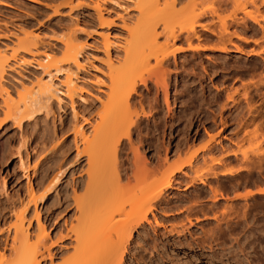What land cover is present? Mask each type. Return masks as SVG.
<instances>
[{
	"label": "rangeland",
	"instance_id": "1",
	"mask_svg": "<svg viewBox=\"0 0 264 264\" xmlns=\"http://www.w3.org/2000/svg\"><path fill=\"white\" fill-rule=\"evenodd\" d=\"M81 1L76 0L68 9L69 4L65 0H0V19H4L1 24L4 28L15 30V24L21 22L26 28L43 33L48 42L56 37L51 34L58 35L61 30L63 35L67 32L71 26L69 19L77 12L81 27L76 34L85 42L86 46L82 48L89 52L85 64L87 74L81 75L87 78L84 77L86 83L91 84L96 80L94 77L99 78L93 87L85 83L83 89H86L81 91L84 99L75 97L74 103L81 117L92 123L100 107L94 95L97 93L95 84L101 82L99 87L104 90L107 81L101 38L93 32H108L112 41L111 51L115 55V46H119L126 35L121 20L132 23L138 12L135 0H101L103 11L106 9L104 18L108 23L109 20L112 22L100 25L92 4L85 3L89 0ZM228 1L217 12L226 20L227 31L223 32L218 18L208 9L210 0H199V5L195 4L197 7L201 5L204 11L198 20L206 28L194 25L200 37L192 42L203 49L196 56H191L190 52H176L178 66L172 59L168 65L165 64L170 68L166 77L170 111L166 112L163 94L159 90L161 87H156V90L150 80L147 87L137 84L143 95L140 103L135 101V107L139 109L141 104L145 111L143 114L153 115H149L148 120L143 118L138 130H131L129 137L137 146L139 156L144 157L141 160H145L148 170H154L147 181L157 177L166 166L167 163L161 165L164 154H167L170 166L172 162L176 164L186 160L194 152L191 164L199 167V172L205 173L206 179L203 183L193 180L192 171L187 166H184V172H176L170 186L163 187L154 204V217L148 213L149 220H143L132 229L123 253V264H264V193L233 195L264 187V0H238L245 2L246 8L258 9V13L254 12L257 23ZM55 4L58 6L56 13L53 12ZM233 11L236 12L234 17L229 18ZM155 29L159 31L161 28L156 25ZM8 33L5 37L0 36V41H9L12 37ZM159 34L162 36L158 39L162 40L163 33ZM217 35L229 36L230 42L226 41V46L230 50L217 49L221 45ZM176 44L186 46L184 42L176 41ZM176 44L171 43L170 48L174 49ZM235 45L243 51L235 50ZM8 72L10 74H5V78L15 82L16 75ZM58 76L62 77L61 74ZM226 94L230 95V100L226 99ZM242 94L248 97V104ZM98 95L102 97V93ZM151 106L155 108L151 109ZM53 108L52 116L44 117L39 112L19 124L10 119L0 122V225L9 222V210L25 197L28 184L38 187L61 165L63 173L53 187L45 190L39 204L40 219L52 239L59 235L57 233L63 234L71 222L74 223L72 190L69 188L76 187V192H82L79 179L84 177V170H81L84 156H74L70 109L65 104L61 109ZM185 115L191 122L188 123ZM140 116L142 118L143 115ZM2 117L0 110V120ZM131 147L124 140L116 154L119 182L124 185L120 195L124 200L138 195L146 182L142 180L141 184L131 176L132 168L135 171ZM225 168H229V173L220 174ZM209 169L216 176L210 175ZM148 170L147 176L150 175ZM42 188H38L39 192ZM124 203L128 206V201ZM62 240L69 248L70 239Z\"/></svg>",
	"mask_w": 264,
	"mask_h": 264
},
{
	"label": "bare ground",
	"instance_id": "2",
	"mask_svg": "<svg viewBox=\"0 0 264 264\" xmlns=\"http://www.w3.org/2000/svg\"><path fill=\"white\" fill-rule=\"evenodd\" d=\"M65 1L68 2L69 9L72 8L70 4L76 0ZM100 1L89 0L85 3L92 4L94 15L100 25L111 24V20L108 19V23L104 18L103 14L106 13V9L103 11L104 8ZM227 1L210 0L211 4L208 7L210 13L218 18L222 32L225 29L227 31L226 20L217 12L218 9L224 8ZM229 1L236 4L238 10H241L246 16L248 15L247 17L251 16V20L254 18V22L257 23L254 12H257L258 9L246 8L245 2L238 0ZM134 2L138 16H135V21L132 23L121 20L123 21L121 27L126 29V35L120 40L119 46H115V55L111 51L110 45L112 44L110 43L112 41L107 35L108 32L98 30L93 32L100 36L104 49L105 59L103 61L106 67L107 84L105 83L104 90L99 87L101 82L95 84L97 88L95 89L97 93H95L100 95L102 93V97L94 94L100 107L92 123L87 118L81 117L74 103L75 97L84 99L81 91L86 89L85 87L83 89V85L87 78L84 76V79L81 74L86 73L85 64L89 59V52L83 49V46H86L85 42L76 34L78 27H81L76 17L77 12L73 13V18L69 19L71 26L68 27L67 32L64 31V33L66 32L64 35L61 33L62 30L59 32L60 35L59 33H57L58 35L51 34V36H56L50 39L53 42L51 44L50 41H45L43 33L26 28L21 22L15 24L16 27L13 30L2 27L4 19H0V36L5 37L9 32L8 34L12 37L9 41H0V110L3 113L0 122L10 119L19 124L20 121L39 112L43 113L44 117L49 114L52 116L53 107L61 109V105L65 104L71 112L70 130H72L71 141L75 148L74 156L77 154L84 156V167L81 169L84 170V177L80 176L82 179H79L81 182L79 187L82 192L79 190H77L79 193L76 192V187L69 188L72 190V195L71 193L70 195L72 196L74 223L71 222L63 234L57 233L59 235L52 239L40 219V201L45 195V190L53 187L52 185L60 177L63 167L61 168L59 164L60 166H57L54 172L38 184V187L28 184L25 197L10 208L8 214L11 219L5 225L4 223L3 226L0 225V264H123V253L132 229L139 226L143 220L148 221V213L154 217L152 212L154 204L161 195L163 187L170 186L171 179L174 180L176 172L180 170L184 172L183 168L187 166L192 171L193 180L197 179L203 183L206 179L205 173L202 174L199 172V167L195 168L194 164H191L195 157L194 152L186 160L176 164L172 162L170 166L167 162L168 156L164 154L162 158L164 163L161 162V165L167 163L166 166L164 169L162 168V172L159 170L161 173L157 177L147 181L154 170H148L144 164L145 160H141L144 157L139 156L137 146H134L129 137L131 130H138L139 122L143 118L148 120L149 115L150 117L153 115V113L147 112L143 114L145 111L141 104H139V109L135 107V101L138 102L143 95L141 87L137 84L140 83L147 87V81L150 80L155 88L161 87L159 90L163 94L166 112L170 111L166 81L170 68L168 69L165 64L168 65L172 60L176 64V52L183 54L190 52L191 56L200 54L202 47L195 42L193 44L192 41L200 37L194 25L206 28V25L198 20L204 11L201 9V5L200 8L197 7L199 0H186V2L185 0H135ZM119 5L122 7V4ZM56 6L55 4L53 8L55 13L58 7ZM234 13L236 12L233 11L229 18ZM242 20L245 21L244 18ZM243 24L245 23H242V26H245ZM156 25L161 28L159 31L155 29ZM159 33H163L162 40L158 39V36H162ZM219 36L217 35L218 42L221 45L219 44L217 49L220 51L230 50L226 46V41L230 42L229 36L226 35V38L224 35ZM169 41L170 44H176V41L184 42L186 46L182 44L177 46L176 44L172 49ZM235 50L243 51L236 45ZM119 51H121L120 56ZM8 71H12L16 75L15 82L5 78V74H10ZM58 74H61L62 77H59ZM97 78L99 77H94L96 80ZM86 84L92 86L91 83ZM157 88L156 90H158ZM245 92L247 94V91ZM243 94L242 96L246 100L244 102L248 104L250 95L247 94L248 97H245ZM226 95L228 96V94ZM228 98L226 97L227 100H230ZM262 98H264V93H262ZM231 106L232 104L229 105V107ZM154 108L151 106V109ZM262 111L264 116V108ZM140 114L143 115L142 118ZM187 116L185 115V118ZM186 119H188V123L191 122L189 118ZM163 123L165 124V121ZM262 123H264V118ZM124 140H127L132 146L135 159V171L133 172L132 168L131 176L137 178L136 181L139 183L142 180L146 181L142 182L143 186L138 195H132L125 199L128 201V206L124 205V202L127 201L120 195L124 185L119 182L118 173L120 172L117 171L116 160L117 148ZM262 142L264 143V138ZM206 148L209 149V147ZM262 155L264 163V149ZM201 158L206 161L204 157ZM214 160L219 163V160ZM147 170L149 176L146 175ZM229 171V168H225L220 174H228ZM208 173L216 174L211 170ZM40 186L43 188L39 192ZM260 191L264 193V187H257L253 190H246L243 194L239 192L233 195L240 197V195L246 196ZM62 239H70L69 248L65 247L67 244L65 245Z\"/></svg>",
	"mask_w": 264,
	"mask_h": 264
}]
</instances>
